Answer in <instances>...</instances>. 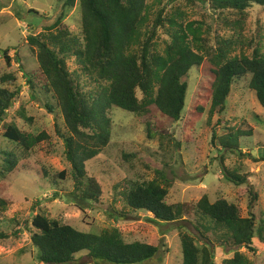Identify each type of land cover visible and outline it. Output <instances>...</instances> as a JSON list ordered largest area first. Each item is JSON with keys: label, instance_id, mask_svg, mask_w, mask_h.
Segmentation results:
<instances>
[{"label": "trees", "instance_id": "obj_1", "mask_svg": "<svg viewBox=\"0 0 264 264\" xmlns=\"http://www.w3.org/2000/svg\"><path fill=\"white\" fill-rule=\"evenodd\" d=\"M57 2L62 8L78 5L81 33L73 35L64 26L65 14L61 12L51 25L28 36L27 44L36 67L26 74V83L31 92L49 94L54 107L60 111L64 132L59 134L73 177L71 197L82 211L86 210L88 201H96L101 193L100 184L88 176L86 163L98 156L110 141L109 113L113 106L140 117L151 135L152 121L157 122L158 115L168 125L181 119L187 93L184 77L192 66H201L208 69L202 73L208 75L207 82L211 81L209 117L225 110L233 83L245 76H249L248 87L264 109V53L256 48L251 56L234 53L235 41L219 35L211 43L204 24L188 21L186 12L179 7L169 11L167 5L161 3L160 9L153 13L149 0ZM205 2L220 14L231 10L237 15L233 19L218 16L234 32L242 29L251 5L264 6V0ZM9 51L10 48L2 50L8 66L12 60ZM71 58L77 66L72 71L67 64ZM79 76L86 79L84 85ZM15 82L13 73L0 76V123L19 96L21 89ZM87 83L92 85L90 90L85 89ZM204 110L203 106L199 107L201 115ZM21 115L26 119L23 112ZM4 126L3 137L25 149L27 156L48 138L45 132H24L14 121ZM233 139L220 137L219 141L223 147L231 149L237 145L235 137ZM2 154L6 156L0 163L3 176L0 207L5 208L10 201L4 192L9 175L17 173V158L12 153ZM261 160L264 161V157ZM221 167L228 182L236 186L248 183L247 176ZM57 175L63 178L64 172ZM129 185L123 195L130 210L145 211L155 220L166 223L184 221L190 213L207 220L206 224H195L203 239L201 246L190 232L180 233L181 264H214V241L233 250V256L223 259L221 264H253L241 249L254 252V239L264 244V218L257 223L253 213L242 216L235 202L225 198L212 201L205 194L190 204L168 203L169 182L161 172L152 180L130 181ZM31 227V242L39 250V261L43 264H79L76 255L82 251L88 253L94 264H137L153 258L159 251L153 244L125 241L117 227H107L99 233L83 232L41 212L32 217Z\"/></svg>", "mask_w": 264, "mask_h": 264}, {"label": "rangeland", "instance_id": "obj_2", "mask_svg": "<svg viewBox=\"0 0 264 264\" xmlns=\"http://www.w3.org/2000/svg\"><path fill=\"white\" fill-rule=\"evenodd\" d=\"M149 1L153 13L163 3L169 11L179 7L186 12L188 21L202 22L209 31L211 43L219 35L235 41L234 53L251 56L255 48L264 53V6L251 5L242 29L234 32L221 18L233 19L237 15L231 10L220 14L211 4L203 3L204 0ZM61 12L65 14L64 26L73 35H80L78 5L62 8L57 0H0V76L13 73L15 86L21 89L0 123V163L6 156L2 152L17 158V173L9 175L4 192L10 204L0 207V264H43L39 261V250L31 242V219L39 212L83 232L99 233L107 227H117L127 242L142 241L159 247L153 258L137 264H181L180 233L190 232L201 246L203 239L195 224L200 226L207 220L190 213L184 221L166 223L155 220L145 211L130 210L125 204L123 193L130 181H149L158 172L169 182L168 203L190 204L206 194L212 201L225 198L237 203L241 215L253 213L257 223L264 218V161L261 160L264 109L248 87L249 76H245L233 83L225 110L209 117L211 81L207 82L208 75L202 73L208 69L201 66H192L184 77L185 105L181 119L175 124L168 125L158 115L157 122L152 121L149 135L146 123L136 114L117 106L111 108L110 141L98 156L86 163L87 174L100 184L101 193L96 201L87 202L85 211L77 207L71 197V165L59 134L64 132L60 111L54 107L49 94L31 92L26 83V74L36 67L27 38L51 25ZM6 48H10L12 57L10 66L2 55ZM67 64L70 71L77 68L72 58ZM79 80L83 85L87 82L83 76ZM91 88V84L85 85L86 90ZM202 106L205 110L201 115L199 107ZM9 121H14L24 132H45L48 138L27 156L25 149L3 137L4 125ZM228 134L235 136L230 138ZM220 137L230 141L235 137L237 145L225 148ZM221 166L247 176L248 183L236 186L228 182ZM60 172H64L63 178L57 175ZM2 178L0 174V182ZM253 243L254 252L241 250L253 264H264V244L257 239ZM212 248L214 264L233 256V250L221 243L214 241ZM76 262L94 264L86 251L76 255Z\"/></svg>", "mask_w": 264, "mask_h": 264}]
</instances>
